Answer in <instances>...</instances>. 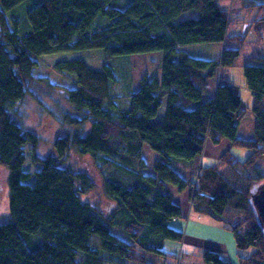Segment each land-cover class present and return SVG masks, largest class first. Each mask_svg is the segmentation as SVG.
I'll return each mask as SVG.
<instances>
[{"label": "trees", "instance_id": "1", "mask_svg": "<svg viewBox=\"0 0 264 264\" xmlns=\"http://www.w3.org/2000/svg\"><path fill=\"white\" fill-rule=\"evenodd\" d=\"M26 1L0 0V167L8 174L12 216L0 223V264H107L114 256L149 264L150 253L164 254L165 241L183 238L172 226L182 209L167 184L180 191L190 187L192 208L230 232L240 252L252 249L238 253L237 264H264V234L251 204L252 192L264 183L257 166L264 156V56L257 58L263 64L243 68L254 97L253 139L237 137L247 110L226 71L250 33L264 42V3L131 0L120 8L112 0H46L27 13L31 32L21 35L20 21L8 13ZM239 25L250 30L231 35ZM229 41L238 45L229 48ZM214 43L226 46L216 59L185 50ZM158 51L159 76L145 74L138 90L125 96L114 91L119 79L111 60ZM39 61L73 76L76 85L65 93L70 111L60 120L69 131L44 158L39 133L17 119V106L26 99L45 109L37 86L55 88L33 74ZM219 68L225 80L204 101ZM225 138L250 157L241 161L227 151L216 165L201 167L194 183L175 170L173 159L202 158L208 140L218 145ZM145 146L162 157L151 171ZM73 153L111 157L135 169L133 184L106 181L104 193L113 205L107 214L84 200L95 183L72 167ZM29 156L31 171L24 169ZM34 175L36 182L27 183ZM204 261L227 264L216 249H206Z\"/></svg>", "mask_w": 264, "mask_h": 264}, {"label": "rangeland", "instance_id": "2", "mask_svg": "<svg viewBox=\"0 0 264 264\" xmlns=\"http://www.w3.org/2000/svg\"><path fill=\"white\" fill-rule=\"evenodd\" d=\"M46 0H28L20 5L18 8L8 13V17L11 20L15 18L20 21V33L26 35L31 32V25L27 17V13L43 3ZM257 3H264V0H251ZM131 0H112V5L120 8H126ZM245 3V1L243 2ZM248 0H246V3ZM231 0L220 1L221 6H230ZM246 17V16H244ZM108 23L109 21L106 20ZM98 24H104L102 21ZM240 28L246 29L243 25L232 27L231 35L237 33ZM249 31V30H248ZM243 32V33H244ZM242 34V33H241ZM253 34V33H252ZM248 36L247 42L241 51L240 57L237 58L233 66L226 67L227 79L233 81V83L239 86V95L241 96L244 109L247 110L246 116L240 122V130L237 137L241 139H253L255 117L251 113L250 109L254 103V97L252 93L246 87V81L243 73V68L246 65H261L263 62L257 58L264 56V42L257 41L256 35ZM258 39V38H257ZM218 44H221L218 46ZM238 44L235 41H229L228 47L235 48ZM187 47L189 52H193L197 48H208L207 56L209 59L219 58L225 49V43L205 44L202 47ZM206 46V47H205ZM205 50V49H204ZM145 56H148L151 63L149 65ZM144 55L133 56H120L116 57L111 64L116 69L117 77L119 79L117 86L114 84L112 88L118 94L127 95L129 92L133 93L139 88L140 80L147 73H154L158 69L159 59L162 53L152 52ZM127 65L125 66V63ZM124 68H123V67ZM33 74L36 77L46 78L55 88H47L46 86H37L36 93L44 103L45 109L42 110L34 100L31 98L26 99L22 104L17 106L19 110L18 120L27 129H34L39 133L41 142L39 144V155L44 158L53 151V143L58 136L66 134L69 129L62 128L60 124L62 112L70 111V107L65 100V93L67 90L74 88L75 80L73 76L66 75L64 73L57 72L46 63L39 61L38 66L33 70ZM224 71L219 68L216 78L210 81L208 85V96L212 97L219 84H222L225 80ZM121 80V81H120ZM117 87V88H116ZM125 93V94H124ZM205 99V100H207ZM204 100V101H205ZM232 151L235 156L245 161L250 157L251 152L246 149L232 147L229 139L225 138L218 145L214 144L211 140L206 142L204 153L202 158L187 162L181 159H173L175 170L186 180H190L193 183L197 180V175L201 167H210L218 163V159L227 151ZM144 158L149 163V171L153 167V162L157 159H161L159 153L153 152L147 146L144 149ZM108 159V162L106 161ZM31 158L28 157V162L24 166L25 170L31 171L33 167L30 164ZM72 167L79 171L86 172L95 183V189L89 195L84 197L85 201L90 202L92 205L97 206L101 212L107 214L112 210L113 205L109 199L105 196L104 188L107 180L116 179L121 183L133 184L135 179L131 172L135 169L122 164L119 160L108 157L100 160L93 158L90 155L81 156L73 153L70 158ZM257 166L264 172V156L258 161ZM7 172L0 167V223H9L12 221V216L9 210V192L7 187ZM36 182V175L27 181V183L34 184ZM166 187L172 192L174 201L181 207L182 216L177 219L178 225L176 227L178 231L183 234L182 241H165L164 254L150 253L148 258L149 264H205L204 251L206 249H216L219 251L222 259L227 264H236L238 262V253L241 255H249L252 249L240 252L237 249L235 240L232 234L226 231L219 223L214 221L208 216L201 215L192 208L191 202V188L180 191L177 187L167 184ZM193 195V193H192ZM192 217L190 218V215ZM175 220V221H177ZM191 225L189 233L186 231L189 222ZM194 227V231L191 232V227ZM223 231H226L227 236L232 237L230 240L223 235ZM99 238L93 237L91 243L93 246H99ZM167 256V257H166ZM107 264H139L131 261L127 262L120 257H112L107 259Z\"/></svg>", "mask_w": 264, "mask_h": 264}, {"label": "crops", "instance_id": "3", "mask_svg": "<svg viewBox=\"0 0 264 264\" xmlns=\"http://www.w3.org/2000/svg\"><path fill=\"white\" fill-rule=\"evenodd\" d=\"M244 28L246 29V32L248 31V30H250V27L249 26H244ZM232 30V29H231ZM244 32V29H242V28H240V30L237 32V33H235L234 35H239V34H241V33H243ZM252 34V33H251ZM253 35V34H252ZM256 40L257 41H259L257 38H256ZM260 42V41H259ZM203 45H205V44H202V45H197V47H202ZM209 45V44H208ZM219 45H221V44H218V46ZM190 47H194V46H190ZM206 47V46H205ZM209 47H211V46H208V48H198L199 50L198 51H196L197 50V48H194L195 50L192 52H189L188 50H187V48H185V50L189 53V54H191V55H193V56H195V57H199V58H204V59H209L208 57H206L207 56V51H208V49H210ZM205 49V50H204ZM135 56H137V55H135ZM141 56V55H140ZM144 57H146V59L148 60V63H149V65H150V63H151V61H150V59H148V56H145L144 55ZM161 57H162V55L160 56V59H159V63H160V61H161ZM158 67V69H156L155 70V72L154 73H147V74H150V75H156V76H159L160 75V68H159V65L157 66ZM229 81H231L230 79H228ZM232 83H233V81H231ZM138 90V89H137ZM205 99H207V98H205ZM204 99V100H205ZM239 130H240V127H239ZM192 217V214L190 215V218ZM190 225H191V220H190V222H189V225H188V227H187V229H186V231L189 233V229H190ZM172 226L173 227H181V225H178V220L177 221H174L173 223H172ZM194 225L191 227V232H193L194 231ZM223 235L226 237V238H228V240H230L232 237H230V236H227V234H226V231L224 232L223 231ZM165 264H167L166 262H165ZM237 264V263H236Z\"/></svg>", "mask_w": 264, "mask_h": 264}, {"label": "water", "instance_id": "4", "mask_svg": "<svg viewBox=\"0 0 264 264\" xmlns=\"http://www.w3.org/2000/svg\"><path fill=\"white\" fill-rule=\"evenodd\" d=\"M251 204L264 234V183L252 192Z\"/></svg>", "mask_w": 264, "mask_h": 264}, {"label": "built area", "instance_id": "5", "mask_svg": "<svg viewBox=\"0 0 264 264\" xmlns=\"http://www.w3.org/2000/svg\"><path fill=\"white\" fill-rule=\"evenodd\" d=\"M180 263V260L178 259V264Z\"/></svg>", "mask_w": 264, "mask_h": 264}, {"label": "bare ground", "instance_id": "6", "mask_svg": "<svg viewBox=\"0 0 264 264\" xmlns=\"http://www.w3.org/2000/svg\"><path fill=\"white\" fill-rule=\"evenodd\" d=\"M238 131H239V129H238Z\"/></svg>", "mask_w": 264, "mask_h": 264}]
</instances>
